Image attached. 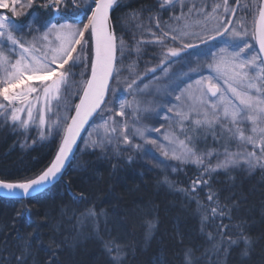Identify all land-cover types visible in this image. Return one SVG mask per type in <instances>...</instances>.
<instances>
[{
  "label": "snow or ice",
  "instance_id": "obj_1",
  "mask_svg": "<svg viewBox=\"0 0 264 264\" xmlns=\"http://www.w3.org/2000/svg\"><path fill=\"white\" fill-rule=\"evenodd\" d=\"M129 8L125 0H0V128L35 131L32 146H55L49 163L32 175L0 174V190L21 205L14 234H0V264H63L65 256L79 264L73 253L87 242L99 245L105 264H134L139 249L127 238L126 218L144 210L105 209L90 185L73 191L74 181L65 180L80 153L109 159L125 152L151 157L171 172L185 164L199 167L179 191L195 199L198 189H208L207 203L196 202L211 247L201 251L181 236L179 264H209V256L211 264H227L233 252L239 264H264V231L253 235L243 217L234 234L223 224L244 211L247 196L233 194L224 203L210 183L214 173L231 180L237 169L264 172V0H158L156 10L169 13L173 23L152 8ZM150 46L156 63L147 67ZM140 62L143 71L136 70ZM209 139L222 151L209 149ZM232 144L238 150H230ZM76 170L93 179L88 161ZM162 183L173 186L167 176ZM42 199L61 203L44 207L38 213L44 222L37 223L23 201ZM69 199L83 208L66 207ZM153 212L145 213L152 217L145 243L152 239ZM21 218L31 221V232L15 227ZM217 219L213 235L206 229ZM154 264H161L159 256Z\"/></svg>",
  "mask_w": 264,
  "mask_h": 264
},
{
  "label": "trees",
  "instance_id": "obj_2",
  "mask_svg": "<svg viewBox=\"0 0 264 264\" xmlns=\"http://www.w3.org/2000/svg\"><path fill=\"white\" fill-rule=\"evenodd\" d=\"M130 4L131 11L140 7L152 8L153 12L163 14L162 20L167 22L169 13L157 11L156 5L158 0H125ZM127 39V37H126ZM152 46L146 49L147 55L144 61L154 65L152 60ZM146 67L144 62H140L137 71H143ZM36 139L35 131L27 133L17 130L13 132L8 128H0V174L19 178L29 176L43 169L51 160L54 153V145L51 143L37 142L32 146L31 141ZM25 141L27 143L25 144ZM25 145L21 147V145ZM209 149L222 151L211 139L206 145ZM199 147H205L204 144ZM233 144L230 145V150ZM131 155L132 161L128 162L127 157ZM82 161H88L90 166V174L92 180H88V176L77 171L78 165ZM215 163V157H213ZM112 165H116L113 170ZM199 174V167L194 164H185L180 167L177 172H170L162 169L157 172L156 168L145 159V157L135 152H125L116 157L109 159L97 158L96 155H88L80 153L77 159L72 163L69 174L65 176V180H73V191H78L79 187L85 184L90 185V190L97 193L99 198L96 203L102 204L105 209L111 207H119L121 210H129L139 206L144 211L129 214L128 221V240L139 249L134 264H154L157 256L160 257L161 264L170 261L171 264H179V240L183 237L184 244L200 246L201 251H206L211 247L209 241L205 238L201 231L200 215L201 210L197 206L206 204V193L208 189L205 187L203 191L198 189V195L195 199H190L184 192L179 189H187L190 181ZM173 186L162 183L164 177ZM229 176L213 174L210 181L213 189L219 191L221 201L227 203L233 194H243L247 196L248 202L244 205V211L233 212L231 221L223 218V224L229 225L233 234L236 232V225L240 223L241 217L247 220L250 231L253 235H259L264 231V172L257 169L252 174H241V170L237 169L230 173ZM61 191L64 188L63 182L59 185ZM51 195V194H50ZM110 201V202H105ZM24 204H31L33 210V220L37 223L44 222L42 213L44 207H53L61 203L59 199L55 201V205L51 199H42L40 203L24 200ZM68 208H83V205L72 204L71 200L64 201ZM43 205V207H42ZM20 202L16 200L0 197V234L7 231L13 233L12 221L16 210L20 207ZM148 209H154L153 216L155 227L151 232L152 239L145 243V235L147 232V221L151 220V216H146ZM71 215V213H69ZM29 222H25L24 218L17 219L15 227L21 232H31ZM220 224L217 219L206 231L215 235L216 225ZM66 226L67 222H66ZM67 235V233H65ZM41 238L47 242L48 229H41ZM235 238V236H234ZM39 258H44L42 252L37 253ZM199 255V253H198ZM79 264H105V257L99 252V245L94 242L82 244L78 252L73 253ZM63 264H72V258L65 256L61 258ZM212 257L209 256V264ZM221 264H224L222 261ZM227 264H239L238 257L235 252L228 258Z\"/></svg>",
  "mask_w": 264,
  "mask_h": 264
},
{
  "label": "rangeland",
  "instance_id": "obj_3",
  "mask_svg": "<svg viewBox=\"0 0 264 264\" xmlns=\"http://www.w3.org/2000/svg\"><path fill=\"white\" fill-rule=\"evenodd\" d=\"M219 2H220V0H186V3H196V4H201V3H203V4H206V5H212V4H214V3H219ZM246 2H248V1H247V0H244V1H243V3H246ZM229 3H232V0H229ZM0 11H3V10H0ZM153 14L156 15V16H159V17H161V18H162V16H163V14L158 15L159 13H156V11H154ZM37 15H39V14H37ZM20 18H21V17H20ZM20 18H19V19H20ZM167 23H173V21H171V20L169 19V21H167ZM144 24H145V25L148 24V21H147L146 18H145V20H144ZM209 26L211 27V25H209ZM249 26H251V19H249ZM213 43H216V42H213ZM151 50L153 51V48H151ZM156 50L159 51V48H156ZM152 60H153V59H152ZM153 62L156 63L155 60H153ZM151 66H152L151 63H147V67H151ZM179 67H180L179 65L174 66V68H179ZM205 74H207V73H205ZM145 79H147V78H145ZM148 98L150 99L151 97H148ZM145 123L151 124L152 122H150V121H145ZM155 126H159V125L156 124ZM245 130H246V132H247V128H246ZM156 136H159V133L154 134V135H153V138H155ZM147 147H152V146H151V145H148ZM241 147H242V146H241ZM231 150H232V151H236V150H238L237 145H236V144H233V147L231 148ZM249 150H250V148H249ZM153 152L155 153V155H156L157 157H159L160 160H163V159H164V157H162V156L160 155L159 151H157L155 148H153ZM145 159L151 164L152 167L156 168L157 172H160L163 168L166 169V170H168V171H170V169L166 168L164 165H159V166H158V165H157V161L154 160V159H152L151 157H145ZM169 163L172 164L173 166H175V164H176L175 161H169ZM181 166H184V165H181ZM181 166H180V167H181ZM170 172H171V171H170Z\"/></svg>",
  "mask_w": 264,
  "mask_h": 264
},
{
  "label": "water",
  "instance_id": "obj_4",
  "mask_svg": "<svg viewBox=\"0 0 264 264\" xmlns=\"http://www.w3.org/2000/svg\"><path fill=\"white\" fill-rule=\"evenodd\" d=\"M82 136H83V134H82ZM0 196L5 197V195H4V191H3V190H0Z\"/></svg>",
  "mask_w": 264,
  "mask_h": 264
},
{
  "label": "bare ground",
  "instance_id": "obj_5",
  "mask_svg": "<svg viewBox=\"0 0 264 264\" xmlns=\"http://www.w3.org/2000/svg\"><path fill=\"white\" fill-rule=\"evenodd\" d=\"M164 169V168H163ZM164 170H166V169H164ZM168 171V170H167ZM104 257V256H103Z\"/></svg>",
  "mask_w": 264,
  "mask_h": 264
}]
</instances>
